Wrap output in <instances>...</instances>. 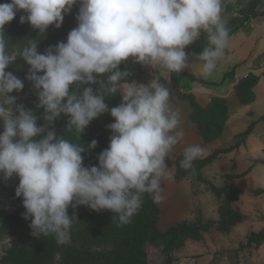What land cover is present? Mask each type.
Returning <instances> with one entry per match:
<instances>
[{
  "label": "clouds",
  "instance_id": "1",
  "mask_svg": "<svg viewBox=\"0 0 264 264\" xmlns=\"http://www.w3.org/2000/svg\"><path fill=\"white\" fill-rule=\"evenodd\" d=\"M79 4L78 24L66 42L49 45L43 53L38 41L29 40L9 54L5 25L23 10L20 23H29L39 33L50 25L61 27L65 14ZM224 0H10L0 3V175L19 178L16 197H22L23 214L30 218L32 235L53 236L58 245L71 239L76 220L69 206L86 205L92 210H110L117 226L131 223L142 207L145 193L154 201L163 199L161 184L171 179L165 162L168 153L184 137L179 110L170 105V91L158 80L129 82L128 71L119 65L130 57L137 63L180 73L188 67L185 48L201 33L207 45L196 58L205 76H211L230 41L222 16ZM22 57L43 108L46 124L37 123L32 109L10 95L24 89V80L6 71ZM42 73V74H38ZM106 76V79L103 77ZM98 83L93 89L91 85ZM121 95L109 109L105 97ZM110 112L114 122L108 147L98 154V165L85 166L83 144L57 136L55 120L69 117L67 131L80 139L91 121ZM93 139L89 149L97 146ZM199 144L185 147L181 167L192 169L201 156ZM252 153L253 159L260 158Z\"/></svg>",
  "mask_w": 264,
  "mask_h": 264
},
{
  "label": "trees",
  "instance_id": "2",
  "mask_svg": "<svg viewBox=\"0 0 264 264\" xmlns=\"http://www.w3.org/2000/svg\"><path fill=\"white\" fill-rule=\"evenodd\" d=\"M10 2V0H0V3ZM264 2V0H250L244 10V17H235L226 23L230 30V36L235 33L246 21L248 14L256 15V7ZM229 0H224V11H227ZM79 10V4L75 9L65 14L61 27L56 28L50 25L45 33H39L38 29H34L29 23H20V16L26 15L23 10L16 13L15 18L5 25V38L9 42L7 51L9 54L16 55L28 43L29 40L38 41V51L43 53L49 45H55L59 41H65L70 30L76 27L72 19L76 18ZM207 45L206 34L201 33L198 40L188 45V56H196ZM139 65L140 71H143V64L135 62L131 57L121 62L119 68L121 71H128L130 75L127 77L131 82L135 79L131 69L134 65ZM30 66L26 64L22 57L17 56L16 59L8 66L13 69L24 80L25 87L31 89V92L24 95L31 105L32 109L38 117L37 123L40 125L47 122L43 119V108H38V98L32 87V82L25 79ZM234 67L224 75L223 81L233 79L235 76ZM42 74V73H38ZM192 80L199 81L203 84H217L216 82H207L197 79L189 75ZM106 79V76L103 77ZM258 76L249 74L242 78L235 85L236 93L243 104H250L255 100L254 87L258 83ZM163 86L167 88L166 80H162ZM91 86L93 89L99 87L98 83L85 85ZM169 89V88H168ZM170 91V98L178 97L186 100L191 106L190 119L194 126L198 129L205 143L218 139L229 118L228 101L224 97H212L207 106H203L196 99L193 93ZM122 97L117 92L113 96L105 97V103L109 109L117 106ZM69 117L61 114L53 125H49L57 136L69 139L74 143L83 144L85 152L83 163L85 166L98 165V154L108 147L111 130L106 126L114 122V118L110 112H105L93 119L81 134L80 139L73 131H67V122ZM253 124L244 132L235 136V143L227 147H219L214 149L210 154L204 157H198L193 161L192 169H184L181 167L183 153L178 154L175 160L174 177L179 181L188 175L195 176L199 182L207 183L214 195L222 199L219 207V228L223 231H230L233 226L244 220V215L236 210L233 202L239 200L240 191L237 187L229 184L228 180L239 178L247 175L250 171L241 174H227L226 184L217 186L205 179L202 170L207 165L221 158L224 154L239 149L245 142L246 137L252 132ZM97 140V146L89 149L88 144L93 140ZM260 162L255 160L254 163ZM0 175V182H3ZM14 209L11 212L0 213V232L14 238L12 248L8 251L4 258L7 264H153L149 260L146 245L151 243L160 248L168 255L185 243L189 238L202 240L204 238L203 231L208 230L215 223L214 220L204 221L198 218L196 222L188 220L179 221L167 230L160 227L161 208L152 194L145 193L142 199V207L132 217L131 223L118 227L117 223L112 221L114 213L110 210L95 211L86 205H78L76 208L69 206L68 214L70 217L75 216L71 228V239L68 243L58 245L55 238L51 235L35 237L32 235L30 228V218L25 219L23 214L26 211L22 205V197H16L13 202ZM264 242V229L259 232H252L247 237L246 243L241 244V248L259 247ZM172 256H168L166 264H172Z\"/></svg>",
  "mask_w": 264,
  "mask_h": 264
},
{
  "label": "crops",
  "instance_id": "3",
  "mask_svg": "<svg viewBox=\"0 0 264 264\" xmlns=\"http://www.w3.org/2000/svg\"><path fill=\"white\" fill-rule=\"evenodd\" d=\"M75 6L76 5L72 7L71 11L75 9ZM255 11L256 15L248 14V18L243 25L230 36L228 47L225 49L224 55L217 61V66L213 70L211 76H205L203 74L201 68L202 62L199 61L196 56H188V67L180 73H170L169 76L164 70L154 68L151 65H143L142 72L137 64L131 69L132 74L135 75L134 80L136 82L141 83L144 78L154 76V78L160 80L159 83L163 85L162 80L164 79L173 87L174 91L193 93L203 106H207L212 97L218 96L227 99L229 118L226 127L218 139L209 143L203 141L201 134L190 119L191 106L189 102L178 97H174L170 102L174 110H179L181 122L189 125L188 129L190 130H183L185 131L183 139L187 142V146L199 144L201 147L207 149L205 156L216 148L227 147L234 144L236 141L235 136L246 131L253 124L252 132L246 137L245 142L239 149L224 154L221 158L207 165L202 170L204 178L213 184L218 181L220 182L222 177L224 183L217 186H223L226 184L225 175L241 174L251 168L247 175L228 180L229 184L237 187L240 191V198L233 202V206L244 215V220L237 223L228 232L221 230L219 228V207L223 200L214 195L209 184L203 182L199 183V181L197 182L198 185L201 184L204 186L207 184L209 186L213 195L212 202L210 204V196L209 199H206V194L204 196L200 194L195 201L197 204L199 198L201 202H199L195 208L191 209L189 213H185L186 215L180 220H188L191 222H196L198 218H202L204 221L214 220V224L218 225L219 231H221L225 238L221 243L224 247L229 249L240 247L241 244L246 243L248 235L252 232H259L264 229L263 227L260 230H256L253 227L255 229H253L254 231L251 230V232H247L246 229H248V227L244 225L246 222L244 210L238 206L243 200L245 193H248L249 190L257 189L262 183L264 184V2L260 3ZM244 16H246L244 12L240 15L234 2L229 0L227 11L223 15L226 23L235 17ZM185 51H188V46L185 48ZM234 67H236L234 78L223 81L224 75ZM251 73L258 76L259 80L254 87L255 100L246 105L240 101L236 93L235 85L239 80ZM189 75L207 82H216L217 84H203L199 81L192 80ZM224 140L227 145L222 144ZM254 152H259L261 154L260 158L253 159L252 153ZM255 160H259L260 162L254 163ZM210 167L212 168L210 169ZM207 169H210L208 170L209 172H207ZM176 181L178 180L176 179ZM241 186L243 187L242 191L240 190ZM213 207L216 209V219L218 220L210 218L214 209ZM213 225L208 230L203 231L204 238L202 240L189 238L183 245L175 248L170 255L175 260L184 258L186 261L177 262L178 264H213L214 262H210L212 251L216 247V244L210 241V231L213 229ZM263 246L264 242L257 248H247L256 251ZM173 253L175 254L173 255ZM180 253L181 255H179ZM246 258L245 254H241L239 257L236 256L233 264H248L245 260ZM228 261H230V259L227 258L225 263L230 264Z\"/></svg>",
  "mask_w": 264,
  "mask_h": 264
},
{
  "label": "rangeland",
  "instance_id": "4",
  "mask_svg": "<svg viewBox=\"0 0 264 264\" xmlns=\"http://www.w3.org/2000/svg\"><path fill=\"white\" fill-rule=\"evenodd\" d=\"M73 23L77 26L78 21L76 18L72 19ZM6 71H11L13 74H15L17 77L22 79V75L14 71L13 69H6ZM134 75V74H133ZM155 79L154 76H149L144 78L141 83L147 84L151 80ZM156 80H158L156 78ZM160 80H158L159 82ZM25 85V83H24ZM167 88H169L171 91H173V87L167 83ZM28 92H31V89H28L24 86V89L20 92H16L15 90L10 95L16 96L17 100L16 102L18 104L22 103L25 105L26 108L30 109L31 105H33V101L29 102L27 99H25L26 94ZM174 98H170V102ZM187 102V101H186ZM182 121V120H181ZM180 128L183 130H190L189 125L183 124L181 122ZM2 125H0V131H2ZM185 132V131H184ZM223 145H227V143L222 141ZM187 147V142L183 139L181 142H179L176 146H174L171 151L168 153V157L165 158V162L167 166L169 167V171L171 173V179H164L162 181V192L161 195L163 196V199L158 201V205L161 207V228L163 230L167 229L171 225L177 223L180 221L185 213H189V211L198 205L201 200L198 198L197 204H196V198L197 196L205 195L206 199H209L210 196V204L212 202V193L209 189V186L205 184L204 186L201 184H197V180L195 176L188 175L185 178H183L181 181H176L174 177L175 172V160L178 154L182 153ZM203 149V152L200 157L205 156L206 150L205 148L201 147ZM212 167H210L211 169ZM207 169V172H209ZM224 179L221 177L220 182H216V185H221L224 182ZM19 183V178L17 176H13L7 180H3V182H0V213L2 212H11L13 207V202L16 198L15 195V188ZM200 183V182H199ZM240 190H243V187H240ZM259 190V191H257ZM220 201V200H219ZM244 210L245 216H246V222L244 225H247L248 229H246L247 232H251L254 228L256 230H260L264 227V184L262 183L260 186H258L255 190H249L248 193L244 194L243 200L238 205ZM214 208V207H213ZM216 209H213V212L211 213V217L213 219H216ZM218 220V219H216ZM246 227V228H247ZM254 227V228H253ZM254 229V230H255ZM253 230V231H254ZM225 239L223 237V234L218 229V225L214 224L213 229L210 231V241L214 242L216 244V247L212 251V258L210 262H214L213 264H226L227 258L230 259V264H233L235 261L236 256H240L241 254L246 255V261L248 264H264V246L262 248H258L256 251L250 250L249 248H241L236 247V249H229L223 246L221 241ZM14 238L5 235L0 232V264H7L4 258L7 256L8 251L12 248V245L14 243ZM146 250L149 255V260L153 264H166V260L168 258V255L166 252H163L160 248L156 247L155 245L148 243L146 245ZM175 253H173L174 255ZM181 255V253L179 254ZM199 256V255H198ZM173 258V257H172ZM174 259V258H173ZM173 264H176L177 262L184 261L183 259L173 260ZM178 264V263H177Z\"/></svg>",
  "mask_w": 264,
  "mask_h": 264
},
{
  "label": "built area",
  "instance_id": "5",
  "mask_svg": "<svg viewBox=\"0 0 264 264\" xmlns=\"http://www.w3.org/2000/svg\"><path fill=\"white\" fill-rule=\"evenodd\" d=\"M236 5L237 11L242 15L249 0H232Z\"/></svg>",
  "mask_w": 264,
  "mask_h": 264
}]
</instances>
